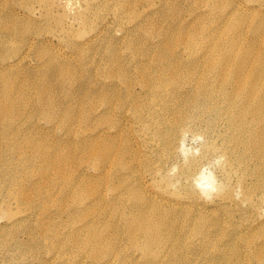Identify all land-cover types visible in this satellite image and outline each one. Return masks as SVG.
Wrapping results in <instances>:
<instances>
[{
    "label": "rangeland",
    "instance_id": "1",
    "mask_svg": "<svg viewBox=\"0 0 264 264\" xmlns=\"http://www.w3.org/2000/svg\"><path fill=\"white\" fill-rule=\"evenodd\" d=\"M240 2L246 10L229 16ZM262 14L264 0H0V264H98L92 233L122 251L115 264L146 263L123 220L148 214L132 194L172 206L163 242L190 248L204 228L217 246L263 242L264 156L246 151L228 113L206 97L225 107L222 92L198 91L218 88L214 80L186 75L185 91L169 82L171 64L184 71L196 56L182 35L222 38L224 52L226 39L245 32L261 50ZM89 139L115 145L109 170L95 168ZM131 164L139 170L128 177ZM178 199L202 203L203 214ZM186 253L194 264L216 262Z\"/></svg>",
    "mask_w": 264,
    "mask_h": 264
},
{
    "label": "bare ground",
    "instance_id": "2",
    "mask_svg": "<svg viewBox=\"0 0 264 264\" xmlns=\"http://www.w3.org/2000/svg\"><path fill=\"white\" fill-rule=\"evenodd\" d=\"M233 9L234 11L229 12V16L231 17L236 16L235 13L237 12H244L246 10L245 5L243 6L241 2L235 3ZM247 15H244L242 19L251 16ZM228 28L234 30L235 26L229 25ZM195 30L196 29H194L192 37H190L192 33H189L187 35H182L180 40L184 43L190 42L189 46L192 50L191 52L196 56L189 61L191 63L189 65L191 66L184 71L177 69L175 62L171 64L170 69L173 72L170 74L169 82L179 88V90L185 91L187 89L182 90V87L185 86L187 83H185V81H188L190 77L193 78L195 82H199L203 77L209 79L210 82L214 80L213 82H216L218 88L212 87L211 84H206L201 90L198 89V91L208 95L213 94L214 91H220L225 95L222 96L226 102L225 107L221 106L218 97L216 99L213 96L206 97L214 100L215 103L213 106L215 109L228 113L230 125L243 134L238 142L243 144L246 151L255 152L254 155L252 152L249 153L258 161L260 158L259 155L264 156V49H257L255 47L256 41L250 39L244 32L240 42L235 38L226 39L224 41L225 51L219 52V44L222 43V38H206L200 35L199 30ZM256 30L259 31V34L264 33V14L259 17ZM258 39H260V37H258ZM197 51H199V53ZM186 75L190 77L185 80L187 77ZM201 75H203V77ZM230 83H232V89H228V84ZM195 86L196 90L198 86ZM239 93L242 95H239ZM0 112L2 117L7 115V106L5 104L0 106ZM125 117H127V115H125ZM91 140L92 139L87 140L89 155L98 159L99 163L95 168L98 172L109 170V168L114 165L113 151L115 145H106V142H103L99 143L98 146V143ZM123 162L124 160L118 162L116 165L117 171L121 170L119 166L123 164ZM57 166L60 172L64 171V162L62 160L57 163ZM138 170L139 168H137L136 165L131 164L128 166L127 171L123 173L130 177V175L133 176L137 174ZM103 176L100 177L101 180L106 179V176ZM121 178L126 179L124 177ZM135 179L138 180L140 186L149 184L145 175H141L140 178ZM87 190L88 188H82L84 193ZM169 193L170 198H175L174 196L177 197L178 195L180 196L179 192L176 191ZM155 198H157V196L153 197L150 195L148 197L145 195L135 197L132 194L131 199L140 201V207L143 210L147 209L148 214H143L139 217L127 213L123 215V220L128 226L129 237H131L136 248H138L144 256L148 257L144 264H194L192 260L194 257H185L182 255L183 253L187 255L186 252L198 255V257L202 259H210L212 256H215V264H245L242 259L247 258V253H250L258 255L259 259H261L259 264H264V241L257 245L254 242L248 241L251 246L248 250H243L238 246L234 247L228 243L217 246L209 243V239H203V237H207L205 228L197 232V234H203L205 236L199 239V242L198 240L194 241L196 243L190 248H184L183 244L180 245L176 241L168 240L163 242V240L172 237V234L164 235V228H169L170 224L173 222V218L168 214L172 206H168L167 202H162V200H156ZM124 199V194H122L117 200L112 201L115 210L119 209ZM177 203H183L182 205L187 206L186 208L189 210L200 211L196 213L203 214L202 209L204 205L200 202H189L185 199H178ZM153 208L155 210H158V208L162 209V212L165 214L158 215L155 211H152ZM195 217L194 221L197 219L196 215ZM138 233H141L144 237L141 243L136 242V235ZM86 242L91 245L94 257L96 261L99 262L98 264H115L117 260L121 259L122 251H113L116 245L114 246L112 242L104 243L103 238L101 239L99 237V233L90 234ZM105 246L109 249L105 248ZM160 246L163 247L161 250H159ZM110 249L112 250L109 251ZM233 260L235 262H233Z\"/></svg>",
    "mask_w": 264,
    "mask_h": 264
}]
</instances>
